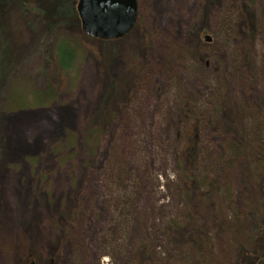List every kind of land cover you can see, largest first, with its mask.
I'll use <instances>...</instances> for the list:
<instances>
[{
  "label": "rangeland",
  "instance_id": "1",
  "mask_svg": "<svg viewBox=\"0 0 264 264\" xmlns=\"http://www.w3.org/2000/svg\"><path fill=\"white\" fill-rule=\"evenodd\" d=\"M77 4L0 0V264H195L209 234L251 251L264 219V0H138L116 41L86 40ZM61 37L80 55L69 73ZM14 84L24 109L10 107ZM48 84L53 100H26ZM188 138L223 202L182 184Z\"/></svg>",
  "mask_w": 264,
  "mask_h": 264
},
{
  "label": "trees",
  "instance_id": "2",
  "mask_svg": "<svg viewBox=\"0 0 264 264\" xmlns=\"http://www.w3.org/2000/svg\"><path fill=\"white\" fill-rule=\"evenodd\" d=\"M36 2L43 3L44 0H35ZM57 3V0H55ZM77 12V7H76ZM78 16V13H76ZM86 40L96 41L93 38L86 37ZM74 42H76L75 39L71 40L65 37H61L59 39H56L54 41L53 47L56 53V58L58 61L59 71L62 72H68L75 66V64L78 61V58H80L78 55V50L76 49V46H74ZM78 42V40H77ZM80 45V44H79ZM82 48V56L83 53L85 54L89 48L85 43H82L80 45ZM79 49V47H77ZM88 53V52H87ZM18 84L20 82H17ZM17 85H13V89H15ZM19 87V86H18ZM58 93V89H53L50 84L47 85L45 90H35L32 92V94L26 95L29 97H26V100H29L31 97L32 101L36 104L40 103H46L49 102L51 99L53 100L55 95ZM21 95H23L21 92L13 90L12 94L8 97L10 102V107L12 109H24L29 103H25L24 97L22 98ZM16 98V100H15ZM28 98V99H27ZM8 107V109H10ZM99 132V126L96 125L95 128L90 130L87 138L88 144H94L96 141L99 140L98 136ZM246 142V146L248 145L247 137L244 136ZM198 146V143L195 141V139L188 138L186 144L183 147L182 151V157L184 161H189L190 165V171L183 174V182L182 184L185 185L186 188H191L193 191H202L203 192V201L205 202L209 201L211 202V199L213 200L218 197L219 200L223 202L222 199H220V192L218 190H211V188H214L215 184L207 174H199L198 168H196V165H193L192 163H196L197 156L196 152L197 150H194V147ZM1 148V146H0ZM232 150V149H231ZM1 152V150H0ZM233 152V151H232ZM258 156H252L250 159V165H256L259 161ZM212 181V182H211ZM221 213L224 218L227 219V212L224 204H221ZM209 216L214 214L216 216V211L210 212L208 211ZM264 214V213H263ZM259 223V232L256 235V238L253 240V248L252 250H241V248H236V246L230 243L226 244H220V242L217 240V236L213 234L206 235L204 238L198 239L197 241H194L193 248H194V254L193 259L195 260V264H264V227L261 228L264 225V219H262ZM229 224V227L231 228L229 230V234L235 239V243L237 242V237L234 234L235 231L231 227L230 222L227 221V225ZM238 251H237V250ZM241 250V251H240ZM241 254V260H238V254ZM239 254V256H240Z\"/></svg>",
  "mask_w": 264,
  "mask_h": 264
},
{
  "label": "water",
  "instance_id": "3",
  "mask_svg": "<svg viewBox=\"0 0 264 264\" xmlns=\"http://www.w3.org/2000/svg\"><path fill=\"white\" fill-rule=\"evenodd\" d=\"M83 32L98 41L125 38L138 22V0H78ZM206 41L211 39L206 37Z\"/></svg>",
  "mask_w": 264,
  "mask_h": 264
}]
</instances>
